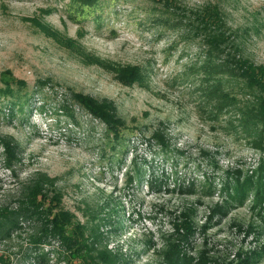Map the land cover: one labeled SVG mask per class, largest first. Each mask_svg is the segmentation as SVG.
<instances>
[{"label": "rangeland", "instance_id": "rangeland-1", "mask_svg": "<svg viewBox=\"0 0 264 264\" xmlns=\"http://www.w3.org/2000/svg\"><path fill=\"white\" fill-rule=\"evenodd\" d=\"M87 4L0 0V208L17 209L36 185L122 264H264V197L230 189L264 174V149L209 96L216 85L258 103L259 88L228 70L264 66V0ZM43 25L139 75L125 71L123 83ZM26 218L0 239V264H33L43 217ZM42 249L49 260L39 264H67L51 255L57 241Z\"/></svg>", "mask_w": 264, "mask_h": 264}, {"label": "trees", "instance_id": "trees-1", "mask_svg": "<svg viewBox=\"0 0 264 264\" xmlns=\"http://www.w3.org/2000/svg\"><path fill=\"white\" fill-rule=\"evenodd\" d=\"M78 1L85 4L88 3L87 5H90L95 0ZM41 29L47 35L55 38L60 45L71 51L74 50L75 53L82 57L81 59L86 63L99 66L102 69L111 72L114 77H118V79L123 81V83L125 81V71H129V74L126 76H131L133 79L136 78V75H139L136 71V69H138L137 67L125 68L117 64L107 63V61L103 59L84 52L80 46L74 45V43L69 39L68 41L63 40L58 36V33L51 32L50 30L46 31V26L43 25ZM228 71L231 78H238L245 81L251 87L259 88L260 96L258 103L238 102L234 96H230V94L224 90L221 91L216 85H214L209 96H213L217 111L222 112L226 108L235 109L240 119V122L238 120V125L241 126L244 135H246L249 140L248 142L259 149H264V66H257L246 60H239L236 63V69H230ZM11 93L12 92L7 90L5 95L13 96ZM79 96L85 107H88L84 101L88 100L90 102L92 100L84 98L81 95ZM99 108L102 109V106H98L97 109ZM94 113L96 116L103 117L98 114L97 110ZM108 113L112 116L115 115L113 110L110 111V109H108ZM103 118L106 123L109 124L108 117L105 116ZM111 132L113 133L112 137L114 141L122 140L121 136H119V132L115 129ZM256 177V180L248 179L243 183L236 180L234 184L230 186V189H233L234 194L243 199L245 198V195H247L249 191L254 188L255 199H263L264 188H262V183L264 181V174H260ZM50 180L51 178L44 175V179L42 180L44 183L43 186L48 184ZM35 187L36 185L33 189L29 190L30 192L27 197V202L25 200L21 201L19 206L16 207L17 209L8 210L6 208H0V239H10L13 232L21 228V219L26 217V215H30L31 218L33 217L32 219L26 218V220L35 221H37V216H42L43 219L41 220L42 222L39 234L37 233L32 235L30 239V243L36 250H38L36 256L30 260L33 264H39L49 260L48 252H44L42 248H44L45 245L53 246L54 241L59 243L60 251L52 249L51 255H53V257L56 256L55 259L57 260L60 259L59 257L61 256L65 257L67 259V264H72L73 261H77L78 264H122L121 256L119 254H116L115 252L109 250L106 246L101 245L98 238L99 236L95 234L93 228L84 229L82 227L80 229L78 226L71 225L70 221L67 220L66 217L68 214L63 211H57V200L52 197H46L43 193H41L40 188L36 189ZM46 202L49 204L45 205ZM29 204L33 205V208H26V205L28 206ZM52 206L54 209L51 208ZM48 208H51V210H47ZM52 211H55V213ZM35 229L36 227L33 228V230ZM188 236L189 235H186L185 238ZM179 253L180 255L182 254L180 248L179 250H176L173 257L170 258L174 261L178 260Z\"/></svg>", "mask_w": 264, "mask_h": 264}]
</instances>
